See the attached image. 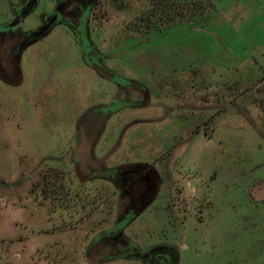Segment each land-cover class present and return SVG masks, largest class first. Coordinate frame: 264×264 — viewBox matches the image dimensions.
I'll return each mask as SVG.
<instances>
[{
  "label": "rangeland",
  "instance_id": "obj_1",
  "mask_svg": "<svg viewBox=\"0 0 264 264\" xmlns=\"http://www.w3.org/2000/svg\"><path fill=\"white\" fill-rule=\"evenodd\" d=\"M59 1L0 0V68L11 81L19 43L54 10L64 19ZM211 1L198 24L151 33L138 20L149 1L95 3L82 25L85 45L95 47L90 60L126 77L122 83L85 62L78 33L63 20L22 54L21 85L0 77V264H97L113 247L139 258L103 264H264V0ZM67 18L81 25L83 17ZM125 98L140 108L110 117L96 153L136 161L133 172L147 163L160 178L147 171L151 186L135 209L96 212L106 227L121 218L106 248L89 244L100 219H85L90 212L81 209L70 217L64 199L52 200L59 185L51 165L64 166L75 142L92 153L93 128L109 116L92 105L121 107ZM88 108L100 111L89 116L92 132L79 137L75 126L87 122Z\"/></svg>",
  "mask_w": 264,
  "mask_h": 264
},
{
  "label": "crops",
  "instance_id": "obj_2",
  "mask_svg": "<svg viewBox=\"0 0 264 264\" xmlns=\"http://www.w3.org/2000/svg\"><path fill=\"white\" fill-rule=\"evenodd\" d=\"M25 17H27V15ZM64 24L67 25L66 22H64ZM69 27H70V25H69ZM72 30L76 31L75 29H72ZM74 33H76V32H74ZM77 41L80 42L78 35H77ZM0 55H1V52H0ZM83 55H84L85 62H87V64H89L90 66H92L96 70V68L86 60L84 50H83ZM244 62H245L244 60L235 59V66L240 65V64L242 65ZM212 67L214 68V66H212ZM2 68H3V65H2ZM21 68H22V66H21ZM210 69H212V68L210 67ZM197 70L199 71L198 73H197ZM200 70L201 69L198 66H196V65L194 66V72L196 75H199L201 73ZM130 74H132V72ZM99 75H101V74L99 73ZM6 78H7L6 80H11L7 74H6ZM125 78L126 77L123 78L124 81L126 80ZM23 81H24V72L22 69V76H21V81H20L19 85H21L23 83ZM120 82L122 83L123 81H120ZM120 82L117 81V83H120ZM228 82H233V81L229 80ZM19 85H17V86H19ZM120 102L123 103V105H121V107H118L117 104H109V103H105V102H100V103H96V104L92 105V108L101 107L100 110L102 108H104L106 110L105 113L107 115H109L107 121H106V118H104L105 122L99 120L100 123H104V124H97L93 128L96 131L95 135H96V138H98V140L94 144L95 150H93V149L91 150L92 153L86 154L84 146L82 144L75 146L74 145L76 143L75 142L74 144H70L69 148H72V150L70 153H68L69 155L65 158V162H61V163H64L63 164L64 166L59 165L60 161H59V163H52V165H51V172L54 171V173L56 175L53 177V179H54L53 184L56 186L59 185L58 190L56 188L53 189L54 191L52 193L57 194V195L56 196L54 195L52 200H55V198H56L57 200H55V202H57L58 198L64 199V202L61 201L58 203L59 204L65 203L64 204L65 206L64 205H62V206H63L64 210L68 211V214H70V217L74 216V212L81 209V210H84V211L87 210V212H90L89 215L86 216L85 219L90 220V219H93L94 217L96 219H100V220H96V221L94 220L93 226L96 229L94 232L95 235H93V237L89 240V244H92V243H94V245L96 243L103 244V245L107 246L106 248H108V246H111L113 242L117 241L115 232L118 231L119 229L116 228V225H117L116 222L119 221L121 218L116 219L115 222L113 221V223H111L110 226L108 225L106 227L107 223H104V222H106L107 218H102V217L97 218L96 212L99 210L105 209V208L109 209L111 212H116V211L118 212V211H122V210L126 212V211H130L132 209H135L137 202H141V199L139 197L144 196L143 191L146 190L147 187L150 188V186H151V182L148 180L150 183L149 184L147 179L144 178L145 173H146L145 170L140 171V172H132L131 171L133 174H129L127 172V173H125V176L122 177V172L120 171V168H122L126 165H129L130 167L128 169L131 170L135 167L134 164H138L136 161H131L129 159H127L126 161L113 160V158L115 157V154L112 153V150H109L110 152H106L104 155L103 154L98 155L96 153V151L100 147V141L102 140V137H103L105 131L107 130V126H108L107 123L111 119L110 117L113 114H116L118 112L117 110H119V109H123L124 111H126L125 109H129V108H134V109L140 108V107H137L134 104V102H131L130 99H127V98L123 99ZM120 102L118 104H120ZM148 104H151V103H148ZM149 106L150 105L144 106V108L145 107L148 108ZM208 107H214V105L208 106ZM141 108H143V107H141ZM88 109H89L88 112L91 114H88L87 122L82 123V126H80L79 124L78 125L76 124V126H75V132L76 133L82 132L81 135H79V137H82L83 134L87 135L86 132H88V131L92 132V129L89 128L90 126L87 123L91 121L89 116L93 115V114H92V110L90 108H88ZM99 111L96 112L94 115L99 113ZM101 117H103V116H101ZM87 156H90V157L88 158ZM143 165L145 166V168H146V166L147 167L150 166L147 163L143 164ZM76 167H79L80 168L79 173L80 174L83 173L84 175H82L81 177H79V176L77 177V175L74 174V172L75 173L78 172L75 170ZM57 169H59L60 172H56ZM65 169H66V172H64ZM83 169L86 170V172H83ZM104 172H105V174H108V175H106V176L103 175ZM69 173H70V176H66L67 179H65L64 178L65 174L69 175ZM153 174H155L154 176L157 177V180L160 178L157 172H153ZM94 176H101L105 180L102 181L98 177L96 178ZM62 178H64V181L62 180ZM124 178H125V180H124ZM76 179H78V181H76ZM61 180L63 182V186L61 185L62 184V182H60ZM64 186H66L67 189H71V191H69V190L64 191V190H62L63 188H59V187H64ZM63 194H64V196H60ZM56 206H57V209H59V207L60 208L62 207V206H58V205H56ZM140 209H144V208L141 207ZM111 232H113V234ZM117 237H119V236H117ZM122 243H123V241H122ZM89 244H88V246H89ZM96 247L97 246H95V248ZM115 249H116V247H113V251ZM96 250H98V249H95L94 251H96ZM113 251H108L107 253H102V255H101V253L97 254L96 255L97 257H95L93 255L94 252H92L91 255H93L96 258L95 261L98 260L99 263H97V264H103V262H105L104 261L105 256L110 254ZM115 251H117V250H115ZM118 251L121 253H124V250L118 249ZM99 252H100V250H98V252H96V253H99ZM120 260H123V259L112 260L110 262H117ZM107 262H109V261H107Z\"/></svg>",
  "mask_w": 264,
  "mask_h": 264
},
{
  "label": "trees",
  "instance_id": "obj_3",
  "mask_svg": "<svg viewBox=\"0 0 264 264\" xmlns=\"http://www.w3.org/2000/svg\"><path fill=\"white\" fill-rule=\"evenodd\" d=\"M99 1L100 0H60L59 3L63 2V5H62L63 11L69 8L70 5L74 2H76L77 4L79 2L80 4H83L82 9L80 10L82 14L81 12H79V10H72L71 12V14L77 18V17H81L83 14L85 15V17L88 16L90 12L92 11V7H94L95 3H98ZM147 1H149V9L145 11L138 18V20L141 24L142 23L143 25L145 24L146 30L148 31V33H151L152 31L163 30L167 28L168 26L176 22H180V21H191L193 22L192 24H195V23L198 24L197 18H199L202 12L206 13L212 3L211 0H147ZM200 3H202V5L199 7ZM191 11H193V13H190ZM62 20L63 18H60L59 21H62ZM65 21H67V23H69L71 27H73L77 32H79L80 29L78 25H75V23L71 19L65 18ZM14 31H17V30H14ZM50 31L48 33H50ZM48 33H46L45 35H47ZM33 35L29 37L26 41L24 40L23 42H20L17 47L16 55L14 58L15 60L14 71L16 70L15 73L17 75V81H14L13 83V81L11 80H6L7 79L6 74L4 70L2 69V67L0 68V77L6 83L19 85L21 81V76H22V69H21L22 54L32 43H34L36 40H39L45 36L44 35V36H41L40 38H34ZM0 52H1V44H0ZM0 58H1V55H0ZM87 59L90 60L89 57H87ZM129 167H130L129 165H126L120 168V171L122 172V177L125 176V173L132 171V169L131 170L128 169ZM139 167L141 171H144V170L146 171L144 178L146 179L148 178V180L150 181L151 175H148L147 171L151 169V172L153 171L156 172L155 169L152 166H148L149 168L146 166L145 168L144 165H139ZM103 175H105V172L103 173ZM156 180H157V177L155 176V181ZM2 183L3 182L0 181V184ZM133 218H135V216L132 217L130 221ZM111 233L113 234V232ZM138 258L139 257H134L133 253H130V252L125 254V253L114 251L106 255L104 258V261H112V260H117V259L137 260Z\"/></svg>",
  "mask_w": 264,
  "mask_h": 264
},
{
  "label": "flooded vegetation",
  "instance_id": "obj_4",
  "mask_svg": "<svg viewBox=\"0 0 264 264\" xmlns=\"http://www.w3.org/2000/svg\"><path fill=\"white\" fill-rule=\"evenodd\" d=\"M27 12H28V11L24 12V13L21 15V16H22V19H21L20 22L23 21V19H24L25 16L27 15ZM71 12H72V10H69V8H67L66 10L63 11V15H64L63 22H67V21H65V18H67L68 15H72ZM54 14H58V20H57V22L54 24V26H55L58 22H60L59 20H60V18H61V17H60V16H61V13H60V12H56V11L54 10ZM16 17H17V16H16ZM16 17H15V18H16ZM18 17H19V16H18ZM73 17H74V16H73ZM81 17H83V18H81ZM81 17H80V18H81V21H82V22H81V25H78V27H79L80 30H79V32H77V31H76V32L78 33V36H79V40H80V42L84 45L83 47H84L85 58H86V60H87L91 65H93V64H99V65H101V66H105L102 62H101L102 64H100V63H98V62L91 61V60H88V59H87V57L90 58L91 53H92L93 50H94V49H93L94 47L91 46L90 43H87V45L84 44V40H85V42H86V38H87V36L85 35V37H84V36L82 35V25H83V23H85V25H86V20H85V18H84V17H85L84 14H83ZM15 18H14V19H15ZM14 19H13V21H14ZM49 21H50V20H49ZM49 21H48V22H49ZM72 21H73V20H72ZM20 22L14 26L13 31H14V30H17V26L20 24ZM48 22H47V24H48ZM73 22H74V21H73ZM74 23H75V22H74ZM45 24H46V23H45ZM47 24H46V25H47ZM75 24H76V23H75ZM46 25H45V26H46ZM76 25H77V24H76ZM45 26H44V27H45ZM54 26H53V27H54ZM44 27H43V28H44ZM53 27H52V28H53ZM43 28H42V29H43ZM52 28H51V29H52ZM72 28H73V27H72ZM51 29H50V30H51ZM73 29H74V28H73ZM43 36H44V35H43ZM105 68H106V67H105ZM110 72H111V71H110ZM122 80H123V78H121L120 81H122ZM120 81H119V82H120ZM125 81H126V80H125Z\"/></svg>",
  "mask_w": 264,
  "mask_h": 264
},
{
  "label": "water",
  "instance_id": "obj_5",
  "mask_svg": "<svg viewBox=\"0 0 264 264\" xmlns=\"http://www.w3.org/2000/svg\"><path fill=\"white\" fill-rule=\"evenodd\" d=\"M22 19V16L17 17V19H15L12 23V26H15L16 24H18ZM58 20V14H55L51 20L48 22V24L41 29L39 32H37L34 35V38H40L41 36L45 35L46 33H48L50 31V29L54 26V24L57 22ZM84 44H86L85 40H84ZM93 66L96 68V70L104 77L114 80V81H120L121 78L117 77L116 75H114L112 72H110L108 69H106L105 67L99 65V64H93Z\"/></svg>",
  "mask_w": 264,
  "mask_h": 264
}]
</instances>
